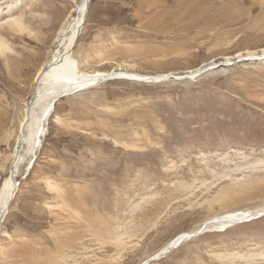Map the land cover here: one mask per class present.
Wrapping results in <instances>:
<instances>
[{
	"label": "rangeland",
	"instance_id": "1",
	"mask_svg": "<svg viewBox=\"0 0 264 264\" xmlns=\"http://www.w3.org/2000/svg\"><path fill=\"white\" fill-rule=\"evenodd\" d=\"M82 2L0 0L15 50L0 57V190L13 175L18 189L0 264H144L234 212L256 219L205 229L148 264H264V0H91L74 49L82 72L169 76L106 78L62 97L37 155L21 145L15 167L30 67L51 59ZM213 62L231 65L175 79Z\"/></svg>",
	"mask_w": 264,
	"mask_h": 264
},
{
	"label": "bare ground",
	"instance_id": "2",
	"mask_svg": "<svg viewBox=\"0 0 264 264\" xmlns=\"http://www.w3.org/2000/svg\"><path fill=\"white\" fill-rule=\"evenodd\" d=\"M90 2L91 0H83L82 4L77 8V12H78L77 17H72L73 19H71L70 25L67 27L64 24L61 30L58 32L54 40V44L56 46L52 51L51 59L45 62L43 67L38 72L36 71L35 66L30 67L31 71L32 72L34 71L36 73L35 76H36L37 88L31 106L29 108L27 107L28 109L25 113L26 114L25 119L20 124V135L17 141V148L14 154V162H13L15 167H18L21 164H23L26 158L20 153L21 145L24 144L28 147L26 156L37 155V150L39 149L40 145L42 146L43 138L44 136H46V126L51 119L56 104L62 97L70 95V93H76L82 91L84 90V88L92 87L93 85L98 84V82L99 83L103 82L109 78L119 79V80L120 79L131 80L129 78H137V79L142 78L144 81L145 79H153V78L154 80H162L163 78L169 76L168 74L167 75L163 74L152 77V76H144L141 74L127 73L122 71L114 72V73H105L100 71L82 72L79 66V62L74 57V49L76 47L79 36L83 31V27L85 26ZM11 24L15 30H19L21 33L29 30V28L26 26V24L23 22L22 19L14 20ZM50 37L52 38V36ZM47 39H49V37L45 36L44 34L43 38L40 41L43 44H45ZM14 51L15 50H13V47L8 45L7 41L4 40L2 35H0V57L4 58L7 62V60H9V56L15 53ZM261 53L262 55H257V56L264 57V49L261 51ZM243 57L244 56L242 55L238 56V58L241 59H243ZM250 57L252 56L250 55ZM252 59H254V56L252 57ZM261 59L262 58H260V60ZM233 60H237V58L227 59L226 62L230 63ZM30 63L33 64V62ZM215 65H217V63L214 62L208 65H204V67L194 70L193 72L188 73L187 75L182 77H187L188 80L190 79V77L191 79L196 78L198 77V73H200L202 70L210 68L211 66H215ZM230 65L231 64H225L224 66H230ZM113 76H118V77H113ZM24 84H27V82H25ZM36 148L38 149L36 150ZM15 177L16 176L13 175L10 179H8L4 183L2 189L0 190V228L4 223V221L6 220L8 214L10 213L11 204L13 203V201L17 196L16 194L18 189L16 187ZM256 181H259V179L258 180L256 179ZM241 189L240 192L242 191ZM250 215H252L251 218ZM253 216L254 214L251 212L227 213L222 217L214 218L213 220L209 221L210 223L208 222L207 225L205 226L203 225L202 228L206 227L205 228L206 230L208 228L226 230L235 225L243 224L245 222L248 223L250 221L255 220L256 216L255 217ZM202 228L197 232H193L190 234L189 233L180 234L178 237H176L167 245H165L160 251L155 253L151 258H154L164 253H167L165 255L167 256L173 250L178 249L184 242L190 240V238L203 234L205 231L201 233Z\"/></svg>",
	"mask_w": 264,
	"mask_h": 264
},
{
	"label": "water",
	"instance_id": "3",
	"mask_svg": "<svg viewBox=\"0 0 264 264\" xmlns=\"http://www.w3.org/2000/svg\"><path fill=\"white\" fill-rule=\"evenodd\" d=\"M246 60H248V59H246ZM238 61H241V60H238ZM224 65H225V64L220 63V64H218V65L211 66L210 68H207V69L202 70L200 73H198V75H202V74L207 73V72H212V71L219 70V69H220V66H224ZM175 79H176V80H183V81L188 80L187 77H182V78H180V77H175ZM190 79H191V77H190ZM204 231H205V228H203V229L201 230V233H203ZM166 254H167V253L160 254V255H158V256H156V257H154V258H151V259H149L148 261H146L144 264H148V263L151 262V261H155V260L161 259V258H163Z\"/></svg>",
	"mask_w": 264,
	"mask_h": 264
}]
</instances>
